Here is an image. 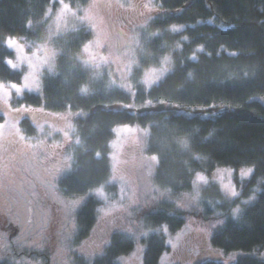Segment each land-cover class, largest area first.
Here are the masks:
<instances>
[{
    "label": "trees",
    "instance_id": "trees-1",
    "mask_svg": "<svg viewBox=\"0 0 264 264\" xmlns=\"http://www.w3.org/2000/svg\"><path fill=\"white\" fill-rule=\"evenodd\" d=\"M62 1L80 10L90 2ZM156 3L164 13L146 28L150 40L141 44L143 55L129 77L128 91L111 86L105 74L98 77L84 62L82 49L93 33L81 24L55 38L54 73L42 77L40 94L26 93L16 106L31 105L75 116L73 144L68 149L71 164L57 181L65 199L87 197L106 185L111 175L109 142L116 126L148 129L145 151L157 157L152 185L162 198L140 217L146 229L166 225L175 233L182 227L187 212L178 202L191 193L194 174L209 173L216 167L252 168L241 195L226 200L217 186L210 185L202 190L193 215L206 226L219 222L211 230V245L225 253L240 252L232 264H264V0ZM57 5L51 0H0V81L22 80L20 72L6 65L13 53L5 40L20 39L31 47L42 43L49 28V12ZM166 57L171 66L166 76L146 89L144 72L160 68ZM160 102L203 110L189 115L169 110L134 115L112 109L115 105L142 107ZM212 107L220 112L211 113ZM20 126L33 136L35 130L27 119ZM260 180L259 193L254 201L249 200ZM246 202L234 216L233 211ZM99 206L98 200L88 197L78 208L76 241L89 235ZM110 237L102 255L75 264H118L116 260L128 254L134 243L118 233ZM168 250L162 234L150 235L145 240L143 264H158ZM29 255L40 258L35 252ZM0 264L10 262L4 259ZM198 264L221 263L209 260Z\"/></svg>",
    "mask_w": 264,
    "mask_h": 264
},
{
    "label": "rangeland",
    "instance_id": "rangeland-1",
    "mask_svg": "<svg viewBox=\"0 0 264 264\" xmlns=\"http://www.w3.org/2000/svg\"><path fill=\"white\" fill-rule=\"evenodd\" d=\"M51 1L58 5L49 12V28L42 43L31 47L20 39L5 40V46L13 53L6 65L20 72L22 80L20 83L0 81V261L6 259L10 264H75L79 259L92 262L103 254L110 236L118 233L130 237L134 243L128 254L116 260L118 264H143L145 240L152 234H162L169 247L158 264L235 262L240 252L225 253L211 245V230L219 222L206 226L193 213L202 190L210 185L217 186L226 200L241 195L253 173L250 167H216L209 173L194 174L191 193L178 202L180 209L187 212L182 227L175 233H170L166 225L146 229L140 217L162 198L152 185L157 157L145 151L148 129L119 125L112 130L109 142L111 175L106 185L83 198L65 199L60 195L57 181L71 164L68 149L73 144L75 116L31 105L16 106L15 102L26 93H41L42 77L54 73L55 38L81 24L93 33L92 40L82 49L84 62L98 77L105 74L111 86L128 91L129 77L138 57L143 55L141 44L150 40L146 28L164 12L156 0H90L83 10L62 0ZM161 64L158 69L149 68L144 72L142 83L146 89L166 76L171 67L170 58L166 57ZM112 109L134 115L164 110L189 115L203 110L165 102L142 107L115 105ZM209 110L220 112L216 107ZM23 119L33 126V136L21 129ZM262 182L253 186L249 200H255ZM88 197L100 202L96 221L89 235L76 241L75 215ZM242 204L233 211L234 216L248 205ZM32 252L40 258L33 259L29 255Z\"/></svg>",
    "mask_w": 264,
    "mask_h": 264
},
{
    "label": "snow or ice",
    "instance_id": "snow-or-ice-1",
    "mask_svg": "<svg viewBox=\"0 0 264 264\" xmlns=\"http://www.w3.org/2000/svg\"><path fill=\"white\" fill-rule=\"evenodd\" d=\"M12 43H14V41ZM85 50L87 51V49H85ZM13 87H15V85H13ZM152 159L155 160L156 158L155 157H152Z\"/></svg>",
    "mask_w": 264,
    "mask_h": 264
},
{
    "label": "flooded vegetation",
    "instance_id": "flooded-vegetation-1",
    "mask_svg": "<svg viewBox=\"0 0 264 264\" xmlns=\"http://www.w3.org/2000/svg\"><path fill=\"white\" fill-rule=\"evenodd\" d=\"M110 228H111V227H110ZM110 228H109V229H110Z\"/></svg>",
    "mask_w": 264,
    "mask_h": 264
}]
</instances>
